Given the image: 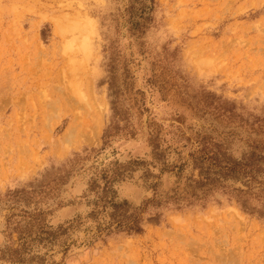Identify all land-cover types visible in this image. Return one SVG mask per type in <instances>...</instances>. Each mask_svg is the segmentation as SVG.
<instances>
[{
	"label": "rangeland",
	"instance_id": "obj_1",
	"mask_svg": "<svg viewBox=\"0 0 264 264\" xmlns=\"http://www.w3.org/2000/svg\"><path fill=\"white\" fill-rule=\"evenodd\" d=\"M0 264H264V0H0Z\"/></svg>",
	"mask_w": 264,
	"mask_h": 264
}]
</instances>
